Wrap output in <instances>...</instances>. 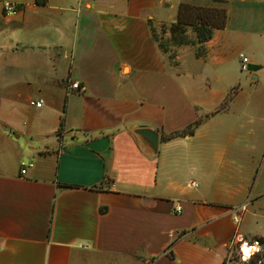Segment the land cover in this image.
I'll return each instance as SVG.
<instances>
[{"label": "crops", "instance_id": "crops-1", "mask_svg": "<svg viewBox=\"0 0 264 264\" xmlns=\"http://www.w3.org/2000/svg\"><path fill=\"white\" fill-rule=\"evenodd\" d=\"M186 1L0 0V264H223L264 237V1L224 0L170 68L152 26Z\"/></svg>", "mask_w": 264, "mask_h": 264}, {"label": "rangeland", "instance_id": "rangeland-1", "mask_svg": "<svg viewBox=\"0 0 264 264\" xmlns=\"http://www.w3.org/2000/svg\"><path fill=\"white\" fill-rule=\"evenodd\" d=\"M224 0H187L179 7L178 21L164 22L152 26V34L170 68L175 65V56L179 51L187 50L195 56L202 53L201 43L196 41L194 27L200 23L204 26H217L221 22ZM245 76V73H241ZM253 232L264 235V213L255 219ZM259 252L248 262L237 258V248L230 249L223 264H264V237L255 238ZM249 242L248 244H252Z\"/></svg>", "mask_w": 264, "mask_h": 264}, {"label": "built area", "instance_id": "built-area-1", "mask_svg": "<svg viewBox=\"0 0 264 264\" xmlns=\"http://www.w3.org/2000/svg\"><path fill=\"white\" fill-rule=\"evenodd\" d=\"M258 1H264V0H258ZM18 7L15 4L5 2L2 4V13L5 16H13L17 13ZM240 58V70L241 71H247V63L248 59L243 56L239 55ZM69 88L71 90H78L79 86L77 83H70ZM43 101L38 100V101H30L29 105L35 106V107H40L42 105ZM20 173L23 174L24 170H20ZM243 245H245L248 249H251L249 252V255H246L243 251ZM259 252V245L256 241H254L252 244H247L245 242L239 241L238 245V252H237V258L242 261V262H248L255 254Z\"/></svg>", "mask_w": 264, "mask_h": 264}, {"label": "trees", "instance_id": "trees-1", "mask_svg": "<svg viewBox=\"0 0 264 264\" xmlns=\"http://www.w3.org/2000/svg\"><path fill=\"white\" fill-rule=\"evenodd\" d=\"M35 3L38 4V5H44L45 0H35ZM179 7H180V5H179ZM179 7H178V12H177V18H176L177 21H178V15H179ZM224 21H225V13H224V10H223L221 22H220L219 25L213 26V27L204 26L202 23L196 25L194 27V30H195V33H196V41L198 43H202V42L208 40L210 38V36H211L212 29H215V28H218V27L219 28L222 27L223 24H224ZM152 37L154 38L153 34H152ZM154 40H155V38H154ZM227 99H226V101H227ZM226 101L224 102V104L226 103ZM197 124H198V121L194 122L193 124L189 125L188 127L184 128L182 130L169 133V134L163 136L162 139L166 140V139H171V138H174V137H177V136H181L183 134H190V133L193 132V130L196 127Z\"/></svg>", "mask_w": 264, "mask_h": 264}, {"label": "water", "instance_id": "water-1", "mask_svg": "<svg viewBox=\"0 0 264 264\" xmlns=\"http://www.w3.org/2000/svg\"><path fill=\"white\" fill-rule=\"evenodd\" d=\"M135 133L145 140L153 151H156L157 136L155 133L144 128H139Z\"/></svg>", "mask_w": 264, "mask_h": 264}, {"label": "bare ground", "instance_id": "bare-ground-1", "mask_svg": "<svg viewBox=\"0 0 264 264\" xmlns=\"http://www.w3.org/2000/svg\"><path fill=\"white\" fill-rule=\"evenodd\" d=\"M243 247V251L246 255H249V252L251 251V249H248L245 245L242 246Z\"/></svg>", "mask_w": 264, "mask_h": 264}]
</instances>
